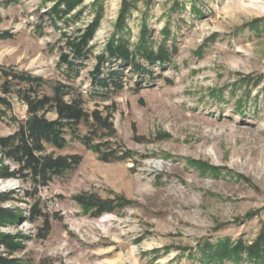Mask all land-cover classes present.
<instances>
[{"label": "rangeland", "instance_id": "1", "mask_svg": "<svg viewBox=\"0 0 264 264\" xmlns=\"http://www.w3.org/2000/svg\"><path fill=\"white\" fill-rule=\"evenodd\" d=\"M94 1L85 0L80 20L60 32L47 22L49 0H0V66L63 82L55 67L62 33L89 23ZM175 1L140 2L126 20L132 43L143 23L154 41L163 28L171 32L177 54L165 81H130L103 102L86 95L91 65L72 84L87 113L110 118L114 136L101 131L93 144H104L103 153L127 150L131 159L103 162L77 142L55 151L81 156V163L39 190L50 218L45 238L40 220L0 227L24 236L16 257L31 264H204L197 257L201 244L226 237L249 242L264 231V12L250 0ZM120 4L103 3L96 49L113 32ZM193 5L201 15L191 12ZM12 116L26 118L17 100ZM15 130V123L0 121V137ZM79 133L88 135V127ZM188 161L226 173L203 174ZM1 183L12 187L0 193L19 192L18 201L4 206L28 210V186ZM81 194L114 200L115 209L92 218L73 200Z\"/></svg>", "mask_w": 264, "mask_h": 264}, {"label": "trees", "instance_id": "2", "mask_svg": "<svg viewBox=\"0 0 264 264\" xmlns=\"http://www.w3.org/2000/svg\"><path fill=\"white\" fill-rule=\"evenodd\" d=\"M49 1L52 6L45 12L47 22L53 30L60 32L62 28L76 24L85 8V0ZM105 1L95 0L89 5L94 17L84 27L62 33V46L55 67L64 83L0 66V121L8 120L16 124L12 134L0 137V181L20 180L28 186L24 191L25 197L33 202L26 211L5 207L6 202L18 201L16 196L19 192H1V228L16 226L22 221L33 224L40 220L43 225L41 237L49 234L50 218L42 211L37 197L39 190L53 179L72 173L80 165L81 156L55 153L66 149L70 142H77L98 154L103 162L125 161L132 157L129 151L123 149L103 153L104 144H93L95 138L101 139V131L114 136L110 118H102L97 111L87 113L82 94L72 84L82 70L91 65L86 91L90 99L106 101L121 92L130 81L136 86H153L166 80L164 73L176 56L177 47L170 42L172 34L167 27L160 31V41H154L145 23L140 27L136 42L132 43L126 20L138 3L148 0H121L113 32L103 46L96 49L93 41ZM191 12L201 15L195 5ZM14 100L26 107V118L22 121L12 116ZM49 113L55 117L48 118ZM81 126L88 127V135H80ZM188 165L203 174L216 176L226 173L225 169L196 161H188ZM239 178L242 179L241 176ZM73 200L92 218L112 213L115 209L114 200H102L96 195L81 194ZM118 201V206L126 205L125 200L119 198ZM23 238L21 234L0 231V264H31L15 256L23 249ZM197 257L204 264H264V231L249 242L228 237L217 238L214 242L210 240L199 246Z\"/></svg>", "mask_w": 264, "mask_h": 264}, {"label": "bare ground", "instance_id": "3", "mask_svg": "<svg viewBox=\"0 0 264 264\" xmlns=\"http://www.w3.org/2000/svg\"><path fill=\"white\" fill-rule=\"evenodd\" d=\"M249 5H251V7H253L254 10L256 12H258V13H263L264 12V4L258 3L257 0H250ZM3 187H5V184H4Z\"/></svg>", "mask_w": 264, "mask_h": 264}, {"label": "water", "instance_id": "4", "mask_svg": "<svg viewBox=\"0 0 264 264\" xmlns=\"http://www.w3.org/2000/svg\"><path fill=\"white\" fill-rule=\"evenodd\" d=\"M2 181H0V184H1V189H3V190H5V189H8V188H11L12 187V185H8V184H5V187H3L4 186V184H2L1 183Z\"/></svg>", "mask_w": 264, "mask_h": 264}]
</instances>
